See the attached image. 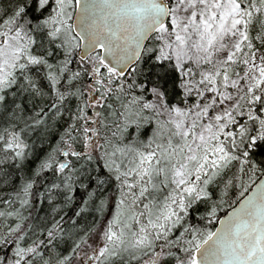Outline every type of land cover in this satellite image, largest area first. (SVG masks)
Here are the masks:
<instances>
[{"label":"snow or ice","instance_id":"obj_1","mask_svg":"<svg viewBox=\"0 0 264 264\" xmlns=\"http://www.w3.org/2000/svg\"><path fill=\"white\" fill-rule=\"evenodd\" d=\"M0 264H264V0H0Z\"/></svg>","mask_w":264,"mask_h":264}]
</instances>
